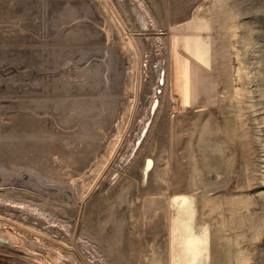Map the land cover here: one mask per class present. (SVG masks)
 I'll use <instances>...</instances> for the list:
<instances>
[{"label": "rangeland", "instance_id": "rangeland-1", "mask_svg": "<svg viewBox=\"0 0 264 264\" xmlns=\"http://www.w3.org/2000/svg\"><path fill=\"white\" fill-rule=\"evenodd\" d=\"M166 5L0 0V264H264V0L199 14L238 138L200 160L169 132Z\"/></svg>", "mask_w": 264, "mask_h": 264}, {"label": "crops", "instance_id": "crops-1", "mask_svg": "<svg viewBox=\"0 0 264 264\" xmlns=\"http://www.w3.org/2000/svg\"><path fill=\"white\" fill-rule=\"evenodd\" d=\"M208 1L167 0L166 5L176 108L169 132L176 146L185 147L198 160L211 150L238 146L236 117L224 105V90L232 76L231 36L208 29L198 18Z\"/></svg>", "mask_w": 264, "mask_h": 264}, {"label": "bare ground", "instance_id": "bare-ground-1", "mask_svg": "<svg viewBox=\"0 0 264 264\" xmlns=\"http://www.w3.org/2000/svg\"><path fill=\"white\" fill-rule=\"evenodd\" d=\"M153 164H154L153 158L147 159V161L145 163V166H144V169H143V178H142V185L143 186H147L148 185V179H149L150 172L153 169Z\"/></svg>", "mask_w": 264, "mask_h": 264}, {"label": "flooded vegetation", "instance_id": "flooded-vegetation-1", "mask_svg": "<svg viewBox=\"0 0 264 264\" xmlns=\"http://www.w3.org/2000/svg\"><path fill=\"white\" fill-rule=\"evenodd\" d=\"M81 157L86 158V155H83V154H82Z\"/></svg>", "mask_w": 264, "mask_h": 264}]
</instances>
